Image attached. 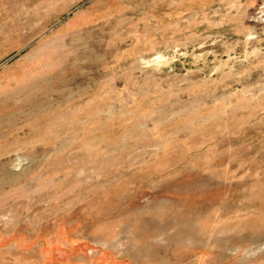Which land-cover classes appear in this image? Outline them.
<instances>
[{
  "label": "rangeland",
  "instance_id": "obj_1",
  "mask_svg": "<svg viewBox=\"0 0 264 264\" xmlns=\"http://www.w3.org/2000/svg\"><path fill=\"white\" fill-rule=\"evenodd\" d=\"M0 264H264V0H0Z\"/></svg>",
  "mask_w": 264,
  "mask_h": 264
}]
</instances>
